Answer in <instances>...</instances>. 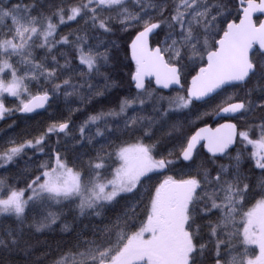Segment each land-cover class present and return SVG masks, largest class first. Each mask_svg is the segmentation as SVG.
<instances>
[{"label": "snow or ice", "instance_id": "6c2138e0", "mask_svg": "<svg viewBox=\"0 0 264 264\" xmlns=\"http://www.w3.org/2000/svg\"><path fill=\"white\" fill-rule=\"evenodd\" d=\"M41 110L0 264H264V0H0V120Z\"/></svg>", "mask_w": 264, "mask_h": 264}, {"label": "trees", "instance_id": "16d2710c", "mask_svg": "<svg viewBox=\"0 0 264 264\" xmlns=\"http://www.w3.org/2000/svg\"><path fill=\"white\" fill-rule=\"evenodd\" d=\"M117 75L122 76V72H117ZM113 99H115V95L113 96ZM62 110L63 109L61 106L60 111ZM60 111H58L56 114L59 115ZM41 113V115H34L32 118L27 120L20 117V114H16L15 116H11L5 120H1L0 137H3L5 132H7L9 135L21 134L25 128H27L29 132H33V134H35L36 131L44 127L45 124L49 122V114L43 111H41ZM76 119H82V117L77 116ZM14 120L16 121L17 126L14 127V129H8V124L12 123ZM2 171L3 170H0V173H2Z\"/></svg>", "mask_w": 264, "mask_h": 264}, {"label": "rangeland", "instance_id": "374dc122", "mask_svg": "<svg viewBox=\"0 0 264 264\" xmlns=\"http://www.w3.org/2000/svg\"><path fill=\"white\" fill-rule=\"evenodd\" d=\"M1 121V120H0Z\"/></svg>", "mask_w": 264, "mask_h": 264}, {"label": "water", "instance_id": "95a60500", "mask_svg": "<svg viewBox=\"0 0 264 264\" xmlns=\"http://www.w3.org/2000/svg\"><path fill=\"white\" fill-rule=\"evenodd\" d=\"M42 111V110H41Z\"/></svg>", "mask_w": 264, "mask_h": 264}]
</instances>
